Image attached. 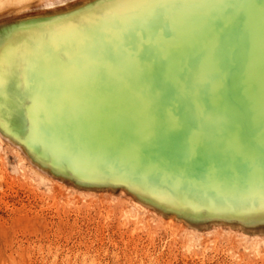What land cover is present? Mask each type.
Listing matches in <instances>:
<instances>
[{"label": "rangeland", "instance_id": "1", "mask_svg": "<svg viewBox=\"0 0 264 264\" xmlns=\"http://www.w3.org/2000/svg\"><path fill=\"white\" fill-rule=\"evenodd\" d=\"M153 3L166 6L158 17ZM263 3L250 14L243 0L0 8V124L16 142L0 138V264H264ZM205 26L206 56L179 68L168 57L195 59ZM123 32L127 66L139 60L130 72L106 50ZM39 50L72 69L76 96L28 86ZM168 167L181 171L174 191L142 187Z\"/></svg>", "mask_w": 264, "mask_h": 264}, {"label": "bare ground", "instance_id": "2", "mask_svg": "<svg viewBox=\"0 0 264 264\" xmlns=\"http://www.w3.org/2000/svg\"><path fill=\"white\" fill-rule=\"evenodd\" d=\"M32 1L34 0H0V8H7V6H17V7H22L24 6L27 7L29 6ZM47 1V0H45ZM262 0H243V4H244V14H250V13H253L255 10H257V8H259V6L257 5L259 2H261ZM264 1V0H263ZM51 2V1H50ZM58 2V1H57ZM47 3V2H46ZM55 3V2H54ZM41 4V3H39ZM264 4V3H263ZM49 5V4H48ZM31 6V5H30ZM61 6V5H60ZM257 6V7H256ZM53 7V6H52ZM243 16V14H242ZM158 20V19H157ZM154 21V20H152ZM151 21V22H152ZM150 22V21H149ZM159 22V21H158ZM157 22V23H158ZM148 24V23H147ZM154 24V23H153ZM217 24V23H216ZM125 25V24H124ZM127 25V24H126ZM162 25H165L164 23H162ZM167 25V23H166ZM172 26V25H171ZM123 27V26H122ZM149 27V26H148ZM207 26L205 27H201L197 30V32H195L192 37H194L193 39V43H195V59H190V58H193V55L188 56V58L186 59L185 58V55L184 56H180L178 55L177 53L174 54L172 53L171 54V57H168V58H171L173 59V62L174 60L177 62V64H179V68H182L183 64L185 63V60H186V64H188L187 67H189V65L192 67L194 66L197 61L200 59L201 55L202 57L204 58L206 56V53L204 51V48H201L200 46V43L203 42V37H207L208 35H206V33L209 31L211 32L212 28H206ZM121 28V27H120ZM125 28V26H124ZM148 29V28H147ZM150 32H148V34L150 36H158V35H162L163 33L161 32L160 28H156V27H152L151 29H149ZM166 30V29H164ZM186 30V29H185ZM163 31V30H162ZM114 32V31H113ZM106 33V32H105ZM104 33V34H105ZM103 34V35H104ZM120 34V33H119ZM182 34V33H181ZM180 33L176 34V35H181ZM102 35V36H103ZM127 33L123 32L121 33L119 36H117L116 38H114L111 42V44L109 43L107 46H106V50L109 51V52H114V53H121V56L123 57L124 61L126 62V66L128 64V61L126 60V54H127V50H125V47H124V39L127 38ZM168 35H171V33H169ZM108 36V35H107ZM148 36V37H150ZM181 36H185V37H189V34L188 33H183ZM180 36V37H181ZM169 37V36H168ZM174 37V36H173ZM154 38V39H155ZM163 38V37H162ZM203 38V39H202ZM5 38L3 37V33L0 32V49L3 47V45L5 44V42L3 41ZM160 38L158 37V40ZM208 38H205L204 40H206ZM149 40V39H148ZM161 40H164V39H161ZM175 40V39H174ZM178 40V39H177ZM181 40V39H180ZM179 40V41H180ZM152 41V40H151ZM154 41V40H153ZM168 41V40H167ZM173 41V40H172ZM208 42V41H207ZM173 43V42H171ZM180 43V42H179ZM132 44V43H131ZM175 44V43H174ZM139 46V45H138ZM168 47V46H167ZM194 48V47H193ZM40 52L36 53L35 54V59L32 61V66H31V69H30V74H29V78H28V81H27V84L28 86L29 85H34L35 87L39 88V91L43 97V99H54V100H61L63 98H71L69 95L67 94H70L72 92H75L76 90H74L76 87L74 86L73 84V76L75 74H73L72 72V69L68 66H65V65H62V64H59L56 62L53 54L49 51V50H39ZM126 51V52H125ZM138 52V51H137ZM172 52V51H171ZM175 52V51H174ZM132 53V52H131ZM34 54V53H33ZM169 54V53H168ZM216 54V53H215ZM131 57V62L129 63L130 67L133 65L134 67H137L139 68V60H137V58L135 57V53L133 52L132 54H129ZM128 58V57H127ZM171 59H169V62H171ZM168 65H171L169 64ZM166 63V62H165ZM166 63V64H167ZM174 64V63H173ZM181 64V65H180ZM255 63L254 61H252L251 65H250V76H251V82L249 83L247 80H245V82H248L247 83V87L248 88H251V90H254V88L256 86H259L261 82L260 81V78H257V76L259 77V74L260 71L255 68ZM248 66V65H246ZM245 66V69L247 68L248 70V67ZM130 67H126L127 68V71H129ZM167 67V66H166ZM129 68V69H128ZM262 70V69H261ZM130 72V71H129ZM264 72V71H263ZM259 74V75H258ZM264 79V78H263ZM71 95H77V93H72ZM59 105V104H58ZM63 104H61L58 108H59V111H60V108ZM0 119H2V115L0 114ZM106 121L108 122H112L110 121L109 119H105ZM121 120H125V117L122 118L121 117ZM211 123V122H210ZM219 125V124H218ZM123 128V127H122ZM120 129V128H119ZM212 129V128H210ZM92 130V129H90ZM8 131L11 133L10 130H7V133ZM7 133L5 132V130L2 128V125L0 124V138L1 140L3 141H6V140H9V142L11 141L12 143H16L14 140H12L10 134L7 135ZM103 133V136L101 137L100 142H104V140H102V138L104 137L105 135V138H106V135L107 137L108 134H105V133H108V132H102ZM110 134V133H109ZM112 136V135H110ZM208 136H212V135H209ZM85 138V137H84ZM86 139V138H85ZM109 139V138H108ZM107 140V139H106ZM109 142V141H107ZM229 167L228 170H231L233 167H230L228 166L229 164H227L226 162L224 163V166ZM225 166V168L227 169V167ZM233 169H236V168H233ZM174 170V171H173ZM233 171V170H232ZM231 171V172H232ZM235 171V170H234ZM180 169H174L173 167H168V168H165L164 172L165 174H161L160 176L157 177L156 182H150L151 180L149 178L145 179L146 181L142 182L141 181V185L142 187L146 188L148 187L151 183L153 184H158L159 185V191H166V189H164L162 186H160V184H162L163 182H165L171 190L174 191L175 188H173V186H170L169 182L168 181H171V178L174 180L176 179V177H173L175 174H179ZM230 172V171H229ZM122 172V173H119V174H116L115 173H111L117 177H119V175H121V177H123L124 179H131L134 183L137 182L136 180H139V178H134L132 176H125L126 174ZM236 173V172H235ZM120 178V177H119ZM172 180V181H173ZM162 182V183H161ZM107 184V183H106ZM109 184V183H108ZM112 184V183H111ZM137 184V183H135ZM148 184V185H147ZM105 185V184H104ZM147 191H149V189L147 188ZM151 191V190H150ZM149 191V192H150Z\"/></svg>", "mask_w": 264, "mask_h": 264}, {"label": "snow or ice", "instance_id": "3", "mask_svg": "<svg viewBox=\"0 0 264 264\" xmlns=\"http://www.w3.org/2000/svg\"><path fill=\"white\" fill-rule=\"evenodd\" d=\"M147 8H149L151 10V14L154 16V17H158V13H159V10L163 7H166L164 5H160V4H157V3H153V4H148L146 5Z\"/></svg>", "mask_w": 264, "mask_h": 264}]
</instances>
